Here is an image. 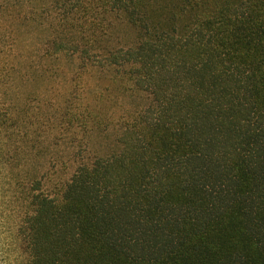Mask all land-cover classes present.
<instances>
[{
  "label": "trees",
  "instance_id": "1",
  "mask_svg": "<svg viewBox=\"0 0 264 264\" xmlns=\"http://www.w3.org/2000/svg\"><path fill=\"white\" fill-rule=\"evenodd\" d=\"M109 9L149 37L100 59L71 38ZM48 142L75 164L53 189ZM2 180L24 264H264V0H0Z\"/></svg>",
  "mask_w": 264,
  "mask_h": 264
},
{
  "label": "rangeland",
  "instance_id": "2",
  "mask_svg": "<svg viewBox=\"0 0 264 264\" xmlns=\"http://www.w3.org/2000/svg\"><path fill=\"white\" fill-rule=\"evenodd\" d=\"M190 21L189 13L181 16L178 21L180 33L187 32ZM156 31L158 30L153 29L152 33ZM147 37L149 34L146 29L142 24L132 23L127 12L109 9L102 11L97 22H92L87 29L75 33L71 39L89 44L91 51L101 59L117 48L135 46L141 39ZM61 58L59 71L71 77L80 67L82 71L77 78L79 83L89 82L92 87H98L104 103L115 97L119 81L115 66L92 65L90 60L80 61L77 56L71 57L67 53ZM49 148L51 152L48 151ZM63 148L54 149L52 143L48 142L47 149L42 148L39 158L30 163V172L34 173L35 169H39L41 177L52 189L58 182L68 179L75 168L72 159L64 154ZM2 181H0V264H24L27 258L15 235L20 209L17 185L14 183L10 186L8 181Z\"/></svg>",
  "mask_w": 264,
  "mask_h": 264
}]
</instances>
